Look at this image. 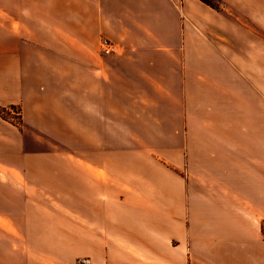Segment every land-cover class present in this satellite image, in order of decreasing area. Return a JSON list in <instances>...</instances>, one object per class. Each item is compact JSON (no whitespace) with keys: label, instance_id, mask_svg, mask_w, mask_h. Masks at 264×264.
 Segmentation results:
<instances>
[{"label":"crops","instance_id":"crops-1","mask_svg":"<svg viewBox=\"0 0 264 264\" xmlns=\"http://www.w3.org/2000/svg\"><path fill=\"white\" fill-rule=\"evenodd\" d=\"M19 1L0 264H264V0Z\"/></svg>","mask_w":264,"mask_h":264},{"label":"rangeland","instance_id":"rangeland-1","mask_svg":"<svg viewBox=\"0 0 264 264\" xmlns=\"http://www.w3.org/2000/svg\"><path fill=\"white\" fill-rule=\"evenodd\" d=\"M212 2L218 7L217 10L220 9V2L219 1H213ZM27 2L25 1H19L16 0L14 2L10 0H4L3 2L0 1V6H3L5 9L10 10L11 6H20L23 7ZM19 107L18 106H13V107H8V108H0V119L12 126L18 127L20 126V115H19ZM3 132V131H2ZM2 138L0 137V154H5V153H11V152H18V147L19 151L21 152L22 148L21 146H17V144L13 143L10 144L12 140H10L11 136L9 133H2ZM26 136L28 137L30 141V145L24 146L23 151L24 152H42V151H47L49 149H55L52 147V144L46 140H43L42 142H39L40 145H36L35 142H33V138H35V135H33L31 132H26ZM31 139V140H30ZM17 149V150H16ZM8 246V243L4 242V253L6 252L5 249ZM77 264H88L87 259H80L77 261Z\"/></svg>","mask_w":264,"mask_h":264},{"label":"built area","instance_id":"built-area-1","mask_svg":"<svg viewBox=\"0 0 264 264\" xmlns=\"http://www.w3.org/2000/svg\"><path fill=\"white\" fill-rule=\"evenodd\" d=\"M99 51L102 55H110L114 52L111 45L106 40L100 42Z\"/></svg>","mask_w":264,"mask_h":264},{"label":"trees","instance_id":"trees-1","mask_svg":"<svg viewBox=\"0 0 264 264\" xmlns=\"http://www.w3.org/2000/svg\"><path fill=\"white\" fill-rule=\"evenodd\" d=\"M200 2L206 4L207 6L213 8V9H218V7L212 2V0H199ZM213 1H218V0H213ZM218 3V2H217ZM20 117V116H19Z\"/></svg>","mask_w":264,"mask_h":264}]
</instances>
